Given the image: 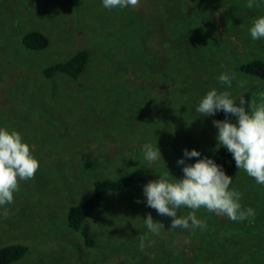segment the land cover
Returning a JSON list of instances; mask_svg holds the SVG:
<instances>
[{"label":"rangeland","instance_id":"374dc122","mask_svg":"<svg viewBox=\"0 0 264 264\" xmlns=\"http://www.w3.org/2000/svg\"><path fill=\"white\" fill-rule=\"evenodd\" d=\"M257 2L248 9L247 0H141L109 11L102 0H0V127L20 131L41 165L0 216V246H27L12 264H264V185L244 170L231 187L256 210L254 220L201 208L205 230L170 229L171 218L143 194L167 167L183 178L184 149L201 152L186 164L212 157L216 114L197 117L195 108L212 88L227 89L222 72L247 81L227 89L235 98L264 91V79L239 68L264 60V38L249 32L264 15V0ZM33 30L47 37L45 48L24 45ZM80 49L89 60L78 78L42 75ZM147 143L165 161L146 165ZM124 175L134 177L129 187L106 193L79 229L68 225V208L91 197L96 180ZM149 213L165 225L160 236L144 224Z\"/></svg>","mask_w":264,"mask_h":264},{"label":"clouds","instance_id":"9594fccd","mask_svg":"<svg viewBox=\"0 0 264 264\" xmlns=\"http://www.w3.org/2000/svg\"><path fill=\"white\" fill-rule=\"evenodd\" d=\"M140 3L141 0H102L103 7L109 11L135 8ZM246 7L259 8L260 4L257 0H247ZM249 32L253 41L264 38V15L253 20ZM218 80L227 89L232 88L234 81L240 88L247 83L246 80H237L236 73L227 70L219 75ZM227 89L209 90L199 101L195 112L197 117H213L222 111L229 117L212 121L218 129L217 150L226 148L232 154L237 169L244 170L257 184L264 185V91L254 94L250 100L240 96L237 102V98ZM230 117H235V121ZM143 154L146 165L164 160L158 145L145 144ZM200 156L201 152L196 149H184L183 157L177 160L178 165L184 166L183 178L175 177L168 167L167 171H156L159 178L143 187L147 206L161 216L170 217V229L205 230L208 227L206 221L197 216L201 208L226 216L233 222L254 220L256 210L242 204L243 193L231 187L232 176L226 173L222 165L207 156L197 159L195 163H185L186 159ZM40 166L32 146L24 140L20 131L0 127V216L7 218L9 211L6 206L15 202V194L20 192L21 184L34 179ZM182 208L190 211L181 215L179 210ZM144 224L155 236H160L165 228L164 223L154 220L151 213L144 218ZM138 239L143 250L146 238L138 235Z\"/></svg>","mask_w":264,"mask_h":264},{"label":"trees","instance_id":"16d2710c","mask_svg":"<svg viewBox=\"0 0 264 264\" xmlns=\"http://www.w3.org/2000/svg\"><path fill=\"white\" fill-rule=\"evenodd\" d=\"M23 43L27 47L35 50H41L48 45L47 37L39 31H30L23 36ZM89 60L88 50L80 49L71 55L68 59L57 62L42 70V75L47 78L54 77L58 74H63L69 78L76 79L85 70ZM245 73L254 75L264 79V60L261 58H253L239 67ZM240 96L246 100H250L251 94L246 91ZM239 96V97H240ZM239 97H237V102ZM216 118L223 120L229 118L224 112L216 113ZM234 119L235 117H230ZM218 164L222 165L226 173L232 176L233 182L236 179L238 170L232 154L226 148L220 147L215 149L212 157ZM134 181L131 175H124L115 179L105 178L96 180L93 184V194L86 200L71 205L67 211V222L71 228L79 229L89 214L100 207L104 196L108 192H116L129 187ZM88 244L93 242L86 240ZM27 251V246L20 243H13L0 246V264H12L19 260Z\"/></svg>","mask_w":264,"mask_h":264}]
</instances>
